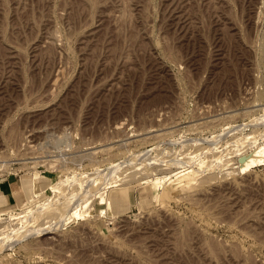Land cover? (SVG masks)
<instances>
[{"label":"rangeland","instance_id":"rangeland-1","mask_svg":"<svg viewBox=\"0 0 264 264\" xmlns=\"http://www.w3.org/2000/svg\"><path fill=\"white\" fill-rule=\"evenodd\" d=\"M259 146L264 0H0V264H264Z\"/></svg>","mask_w":264,"mask_h":264},{"label":"bare ground","instance_id":"bare-ground-1","mask_svg":"<svg viewBox=\"0 0 264 264\" xmlns=\"http://www.w3.org/2000/svg\"><path fill=\"white\" fill-rule=\"evenodd\" d=\"M261 146V145H260ZM260 146H259V148H257L256 150H253V152L250 154V153H248L249 155H246V156H244L243 158H242V161H241V163L243 162V168L244 169H249L252 165H254V163H255V158H256V156H261V155H263L264 154V152L262 151L263 149H260ZM249 152V151H248ZM259 161V160H258ZM242 165V164H241ZM252 168V167H251ZM243 171H245V170H243ZM247 171V170H246ZM185 175V174H184ZM181 176H183V174L181 175ZM185 179V177L182 179L181 178V180L183 181ZM35 180V179H34ZM182 181H181V183H182ZM184 183V182H183ZM182 183V184H183ZM184 186V185H183ZM182 186V187H183ZM179 187H181V186H179ZM178 187V188H179ZM177 188V189H178ZM176 189V191H179L180 189H181V191H182V188H180V189H178L177 190ZM2 194V193H1ZM35 194V193H34ZM3 195V194H2ZM33 196H35V195H33ZM36 199V198H35ZM116 202H117V200H113L112 201V206L114 207L115 206V204H116ZM110 204V205H111Z\"/></svg>","mask_w":264,"mask_h":264},{"label":"crops","instance_id":"crops-1","mask_svg":"<svg viewBox=\"0 0 264 264\" xmlns=\"http://www.w3.org/2000/svg\"><path fill=\"white\" fill-rule=\"evenodd\" d=\"M18 184L15 181H3L0 184L1 190L8 196V202L13 203L16 200Z\"/></svg>","mask_w":264,"mask_h":264}]
</instances>
